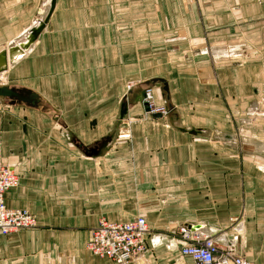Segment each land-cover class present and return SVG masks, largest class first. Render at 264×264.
<instances>
[{
    "label": "crops",
    "instance_id": "crops-1",
    "mask_svg": "<svg viewBox=\"0 0 264 264\" xmlns=\"http://www.w3.org/2000/svg\"><path fill=\"white\" fill-rule=\"evenodd\" d=\"M47 9L0 0V84L37 96L0 104L19 179L4 203L36 221L0 237V264H111L86 251L91 229L136 216L150 233L133 264H191L181 224L264 264V0H55L31 40Z\"/></svg>",
    "mask_w": 264,
    "mask_h": 264
},
{
    "label": "built area",
    "instance_id": "built-area-1",
    "mask_svg": "<svg viewBox=\"0 0 264 264\" xmlns=\"http://www.w3.org/2000/svg\"><path fill=\"white\" fill-rule=\"evenodd\" d=\"M142 107L149 114L164 113L153 104L152 93H143ZM19 179L13 168L0 163V237L36 226L33 215L24 209L8 208L4 194L18 186ZM190 224H181L175 230L179 254L191 264H252L233 244L219 245L205 230ZM150 229L141 216L123 222L107 221L99 217L91 229L85 249L91 255L104 258L111 264H133L146 250V239Z\"/></svg>",
    "mask_w": 264,
    "mask_h": 264
},
{
    "label": "water",
    "instance_id": "water-1",
    "mask_svg": "<svg viewBox=\"0 0 264 264\" xmlns=\"http://www.w3.org/2000/svg\"><path fill=\"white\" fill-rule=\"evenodd\" d=\"M54 1L55 0H48V9H47V13H46L45 17L37 25V27L32 28L29 31V37L31 40L35 37V35L37 33L40 32L43 24L46 22L48 15L50 14V12L52 11V8L54 6ZM16 52H18V48L16 46L8 49L7 53H8L9 61H12L16 56L19 55ZM4 66H5V52L2 51V52H0V71H2L4 69ZM151 82L161 84V91L163 93V98H164V101L166 103L165 111H166V113L170 112L172 107H171L169 100H168L167 87H166L165 82L161 79H154ZM36 98H37V96L30 91H25L24 94H21L18 91L8 87L5 84H0V104H4V100L8 99V100H11L12 103H17V104L22 103L23 105H26L29 107V106L34 105V100ZM125 112H126V105H122L119 116H118V120L122 119ZM251 142H253L254 144L259 143L257 140H251ZM190 225L193 226L192 227L193 229H196V228L203 229L202 226H200V225H192V224H190Z\"/></svg>",
    "mask_w": 264,
    "mask_h": 264
}]
</instances>
